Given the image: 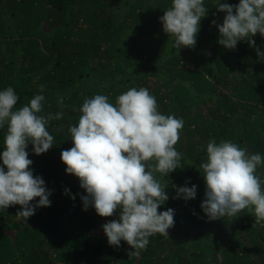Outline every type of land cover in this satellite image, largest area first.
I'll list each match as a JSON object with an SVG mask.
<instances>
[{
	"label": "trees",
	"instance_id": "1",
	"mask_svg": "<svg viewBox=\"0 0 264 264\" xmlns=\"http://www.w3.org/2000/svg\"><path fill=\"white\" fill-rule=\"evenodd\" d=\"M239 2L204 0L208 11L195 46L177 49L159 20L172 0H0V91L14 88L17 109L43 95L42 115L63 112L49 122L50 150L36 155L31 143L26 148L51 204L27 221L16 217L20 205L0 212V264H264V222L255 223L254 206L217 220L201 209L206 182L200 166L210 140L231 141L264 158V56L257 55V49L264 53V36H253L254 46L239 41L235 49L218 43L216 25L226 15L218 4ZM133 87L147 88L158 111L183 119L184 127L174 146L180 167L154 174L168 186L158 212L173 209L174 227L129 256L134 249L123 240L110 246L102 227L118 220L120 209L111 217L91 206L83 210L80 197L87 193L66 173L61 152L73 147L68 128L78 124L86 98L103 94L115 105ZM6 132L5 125L0 154ZM0 167L7 171L2 159ZM255 174L264 190V162ZM173 185H196V197L174 199Z\"/></svg>",
	"mask_w": 264,
	"mask_h": 264
},
{
	"label": "clouds",
	"instance_id": "2",
	"mask_svg": "<svg viewBox=\"0 0 264 264\" xmlns=\"http://www.w3.org/2000/svg\"><path fill=\"white\" fill-rule=\"evenodd\" d=\"M207 11L204 0H172L159 20L163 31L175 38L174 48L195 46L200 21ZM217 11L226 13L223 23L216 25L218 43L225 48L235 49L245 39L254 46L251 38L257 33L264 36V0H240L238 5L219 3ZM257 55L264 53L257 49ZM40 90L43 92V85ZM18 99L11 86L0 91V129L7 126L5 150L0 154L7 169L0 167V212L20 205L16 217L27 221L37 208L50 206L51 191L41 176L33 175V162L26 148L31 143L36 155L50 150L54 136L48 131L49 122L60 120L63 112L42 115L43 95L34 96L29 104L17 109ZM57 103L63 108V97ZM80 112L78 124L68 128L73 147L61 152L66 173L76 176L87 193L80 197L83 210L91 206L99 216L111 217L120 209L118 220L102 226L108 244L119 247L122 240L126 241L134 249L128 255H139L150 236H168V230L174 227L173 209L158 212L169 199L165 192L168 186L154 174L168 176L180 167L181 153L174 146L184 121L161 114L156 98L143 87L120 94L115 105L103 94L86 98ZM206 151L207 162L200 166L206 182L201 209L208 219L236 217L254 206L255 223L264 222V190L255 174L264 158L249 155L231 141L217 144L210 140ZM172 187L176 189L174 199L196 197V185ZM37 197V203H30Z\"/></svg>",
	"mask_w": 264,
	"mask_h": 264
}]
</instances>
